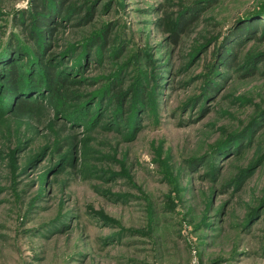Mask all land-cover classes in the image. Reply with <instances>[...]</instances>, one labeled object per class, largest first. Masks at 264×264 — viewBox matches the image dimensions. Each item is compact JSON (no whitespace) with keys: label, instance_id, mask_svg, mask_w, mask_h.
I'll return each instance as SVG.
<instances>
[{"label":"rangeland","instance_id":"obj_1","mask_svg":"<svg viewBox=\"0 0 264 264\" xmlns=\"http://www.w3.org/2000/svg\"><path fill=\"white\" fill-rule=\"evenodd\" d=\"M46 1L0 0V264H264V0Z\"/></svg>","mask_w":264,"mask_h":264},{"label":"trees","instance_id":"obj_2","mask_svg":"<svg viewBox=\"0 0 264 264\" xmlns=\"http://www.w3.org/2000/svg\"><path fill=\"white\" fill-rule=\"evenodd\" d=\"M31 7H32L31 14H32V17L34 18V20H36L39 23V25L44 24V25L48 26L50 12L48 11V8H47V1L46 0H32ZM60 10H62V8H60ZM193 18L194 17H191L190 19H187L185 21V23H183L182 25L180 24V26L182 27L181 28L182 32H184V30L187 29L188 26L192 23L190 21L198 19V18H194V19ZM256 26H262L263 27L264 25L260 21L259 22L257 21L255 23H253L252 26H250V27L241 28V30H239L237 35L245 34L247 32H248V35H254L253 30L255 29ZM171 36H172L171 38H172L173 42H175V43H177L178 40L180 39L179 38L180 33L178 31L174 32ZM228 46L231 49L232 46H234V42L231 41L228 44ZM227 62L233 64V59L230 58V59L227 60ZM9 66L10 67H9L8 80H9L10 83L15 84L16 79L19 76H21L20 74L22 72H21L20 69L16 68L14 65L12 66V64H10ZM46 74H47V78L49 80L56 82V80H57V78H56V70L53 68V66H47ZM58 79H60V78H58ZM61 81L63 83H65V84L68 83L65 79L64 80L61 79Z\"/></svg>","mask_w":264,"mask_h":264}]
</instances>
